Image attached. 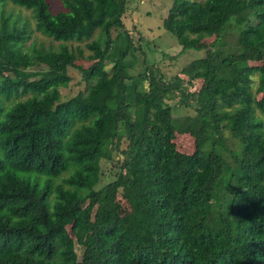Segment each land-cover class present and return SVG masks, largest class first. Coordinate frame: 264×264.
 I'll list each match as a JSON object with an SVG mask.
<instances>
[{
  "label": "trees",
  "instance_id": "trees-1",
  "mask_svg": "<svg viewBox=\"0 0 264 264\" xmlns=\"http://www.w3.org/2000/svg\"><path fill=\"white\" fill-rule=\"evenodd\" d=\"M62 4L0 0V264H264V0H173L164 28L205 55L171 75L127 0Z\"/></svg>",
  "mask_w": 264,
  "mask_h": 264
},
{
  "label": "rangeland",
  "instance_id": "rangeland-1",
  "mask_svg": "<svg viewBox=\"0 0 264 264\" xmlns=\"http://www.w3.org/2000/svg\"><path fill=\"white\" fill-rule=\"evenodd\" d=\"M48 1L54 11L62 9V0ZM172 3L173 0H127V10L125 13L126 27L131 31L134 42L137 44L140 43L147 54L148 61L152 64H157L166 75L177 73L194 59L205 55V50L194 48H187L184 50L177 37L164 28L163 21L169 14ZM14 12L15 15H18V12H20L32 21L31 12L29 10L16 6ZM118 31L117 29L113 31L114 36L117 35ZM98 34L99 32H97L95 36ZM35 37L39 40H44L46 43L51 41V39L46 38L39 31L33 32V38ZM212 40V38L205 39L206 42ZM31 41L32 39L28 41V43ZM88 41L84 40L79 43V45L85 49V55L90 52L85 44ZM164 53L175 59L172 60L169 57L163 59ZM107 68L110 70L111 64H109ZM70 75L72 79L69 85L62 88L63 97L66 99L76 95L80 90H83L86 84L85 81H82L81 73L78 70L71 69ZM255 79V87H257V77H255ZM187 115L188 112L182 108L175 110L174 116L177 117L176 120L178 121L176 142L186 151L191 152L194 147V138L189 133L183 132L186 127V124L183 122ZM107 163L109 162H106V164ZM111 164L113 163L110 162V165ZM107 165L109 166V164ZM107 165L104 167L106 173L103 176V183H107L115 177V175L111 173V168ZM77 251L81 258L82 248L79 245H77Z\"/></svg>",
  "mask_w": 264,
  "mask_h": 264
}]
</instances>
